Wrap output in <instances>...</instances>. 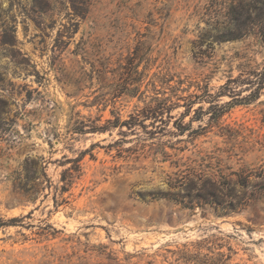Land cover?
Returning a JSON list of instances; mask_svg holds the SVG:
<instances>
[{
    "label": "rangeland",
    "instance_id": "1",
    "mask_svg": "<svg viewBox=\"0 0 264 264\" xmlns=\"http://www.w3.org/2000/svg\"><path fill=\"white\" fill-rule=\"evenodd\" d=\"M263 3L0 0V264H264V87L205 95L252 90ZM154 88L164 129L107 123Z\"/></svg>",
    "mask_w": 264,
    "mask_h": 264
},
{
    "label": "trees",
    "instance_id": "2",
    "mask_svg": "<svg viewBox=\"0 0 264 264\" xmlns=\"http://www.w3.org/2000/svg\"><path fill=\"white\" fill-rule=\"evenodd\" d=\"M73 14H78L80 12L78 11V8L76 6H74V4H72L71 6ZM264 8V3H263V7ZM243 10V8L241 7L240 10ZM264 13V12H263ZM231 23H234L235 26L241 28L244 25V22L242 20V11L240 13H233L232 18L230 19ZM264 25V23H262ZM234 38V37H231ZM136 74H139L137 72V70L135 71ZM252 78L248 79V84L249 85H254L252 90L249 91L248 94H246V96H240V98H235L234 95H238L235 94V90H233V87L230 85L231 83L235 82V79H228L227 82L223 85L220 86V91H218L216 93V95H213L209 92H206L205 95L209 96L210 98H213L214 96L218 97L220 95H222L223 91H227L228 93H232V99H235L236 101H249L251 99H253L254 97H256L257 92H259V90H261L264 87V65L262 66L261 70L256 71L254 73L251 74ZM232 89V90H231ZM130 93L131 96L135 95L139 92V86H134L132 88H130ZM220 93V94H219ZM176 95V99L179 100L181 99V97L187 99V103L186 105V109L184 111V113H181V116H184L185 114H188L190 112V109L193 107V103L194 101L192 100V97L196 98V99H201L202 95H196V94H189L188 96H179L177 94ZM172 95H167L166 91H162L157 88H154L152 95L149 96L148 101L145 100V98L142 100V102L144 103V105L142 107H137L135 112L130 114V118L128 120H120L119 116H116L114 118L113 121H111L110 119L107 120V123H109L110 126L113 127H119L122 128L123 126L126 127H130L131 125L135 126V125H139L141 127L145 126V121L149 120L150 121V125L153 126L154 128H156L158 126V128H162L164 129V125H165V118L171 119V109L174 106H177V102H173L171 100ZM228 105H218V114H222L223 111L225 110V108ZM202 110V108L199 106L198 108L194 109L196 110ZM178 118L173 120V125L176 127L177 130H179L181 133H184L186 130H189L190 128L188 127L187 124H182V123H177ZM161 125V126H160ZM105 130V127H100V128H94V130H92L91 132H95L98 130ZM192 131V130H190ZM72 132H87L84 130L83 126L79 125V122L75 121L72 127ZM80 160V158L76 157L74 159H72L71 161L73 162H78ZM197 180H199L200 183V187L201 189H206L207 184L210 185V187H215L213 186V184L211 182H209L206 179H202L200 176H196ZM189 178L186 176H182L181 179H183L180 182V186H182L184 183V181ZM188 184L189 185H195V182H193L192 178L188 179ZM237 183L241 186L245 185V181L242 179L237 180ZM187 184V183H186ZM185 184V185H186ZM64 187V186H63ZM216 189V188H214ZM230 191V195L231 197L234 198V193L233 191L231 192V188L229 189ZM232 193V194H231ZM206 195L210 196V197H214L215 194L211 191H206V194H197V197L202 198V199H206ZM5 222L0 218V225L4 224ZM206 263V262H205Z\"/></svg>",
    "mask_w": 264,
    "mask_h": 264
}]
</instances>
